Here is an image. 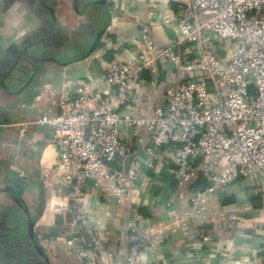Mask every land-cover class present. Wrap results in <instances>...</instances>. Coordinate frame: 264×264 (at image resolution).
<instances>
[{
    "label": "crops",
    "instance_id": "1",
    "mask_svg": "<svg viewBox=\"0 0 264 264\" xmlns=\"http://www.w3.org/2000/svg\"><path fill=\"white\" fill-rule=\"evenodd\" d=\"M190 0H0V264H127L133 229L149 231L139 264H264V178H239L207 198L203 209L190 211V184L173 180L170 152L151 158L135 153L123 160L133 183L120 203L89 191L85 205L107 254L78 262L67 241L72 217L61 178H45L58 162L52 129L40 116L57 113L55 92L73 82L101 84L114 60H130L142 50L147 27L156 50L179 35L176 19ZM152 13V14H150ZM166 61L154 63L132 86V110L151 112L165 105L174 87ZM126 140L136 141L126 126ZM143 132V136H145ZM176 145V144H175ZM20 188V196L13 190ZM18 200L21 207L15 202ZM54 201L65 207L50 206ZM59 208V209H56ZM26 209L28 214L23 210ZM231 217L233 219H231Z\"/></svg>",
    "mask_w": 264,
    "mask_h": 264
},
{
    "label": "built area",
    "instance_id": "2",
    "mask_svg": "<svg viewBox=\"0 0 264 264\" xmlns=\"http://www.w3.org/2000/svg\"><path fill=\"white\" fill-rule=\"evenodd\" d=\"M176 27L177 39L156 50L143 26L135 58L110 62L101 84L80 81L57 90V113L37 119L51 127V143L59 149L56 167L44 177L63 179L69 190L68 226L77 237L67 244L78 262L107 254L89 220L87 193L120 204L133 183L123 160L135 153L153 158L168 150L175 182L201 177L208 183L190 194V211L178 220L174 216L177 222L202 210L207 198L235 180L264 178V0H190ZM163 60L176 81L165 92V105L122 115L120 110L134 108L133 84ZM54 205L65 207L51 201ZM148 238V230L131 231L127 264H139Z\"/></svg>",
    "mask_w": 264,
    "mask_h": 264
},
{
    "label": "water",
    "instance_id": "3",
    "mask_svg": "<svg viewBox=\"0 0 264 264\" xmlns=\"http://www.w3.org/2000/svg\"><path fill=\"white\" fill-rule=\"evenodd\" d=\"M4 75H5V74H3V76H2V75H1V76L4 77ZM6 75H7V74H6ZM6 75H5V76H6ZM1 76H0V85L3 86V87L5 88V86H4V84H3V81H1ZM15 202L18 204V206L21 207V205H20V203L18 202L17 199H15ZM23 211H24L26 214H28V212H27L26 209H24ZM33 227H34V223H33V221H32L31 219L28 218V221H27V234H28V237H29V239L31 240L32 244L34 245V248H35L36 252H37V253L39 254V256H40L41 258H43V260L48 264V259L45 257L44 253L41 251V249L39 248V246H38V244H37V242H36V240H35V238H34V230H33Z\"/></svg>",
    "mask_w": 264,
    "mask_h": 264
},
{
    "label": "trees",
    "instance_id": "4",
    "mask_svg": "<svg viewBox=\"0 0 264 264\" xmlns=\"http://www.w3.org/2000/svg\"><path fill=\"white\" fill-rule=\"evenodd\" d=\"M11 3H13V0H4L5 7H8ZM191 184L192 191L204 189L208 185L206 180L201 177L193 181ZM13 195L18 198L20 196V188L13 190ZM32 221L34 222L35 218L32 219Z\"/></svg>",
    "mask_w": 264,
    "mask_h": 264
}]
</instances>
